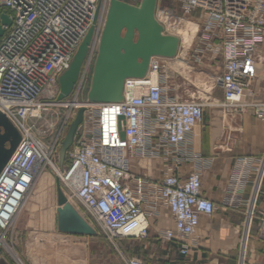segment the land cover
Masks as SVG:
<instances>
[{"label":"built area","instance_id":"obj_1","mask_svg":"<svg viewBox=\"0 0 264 264\" xmlns=\"http://www.w3.org/2000/svg\"><path fill=\"white\" fill-rule=\"evenodd\" d=\"M108 1L0 0V14L6 10L12 20L0 37V113L21 135L0 173V263L21 260L15 252L17 221L42 172L50 167L67 197L79 200L113 242L147 238L151 217L167 207L175 227L160 231L159 237L178 243L187 255L201 215L216 209L202 194L201 169L188 174L184 170L203 159L192 137L203 120L204 103L181 96L180 62L192 70L207 59L220 64L215 86L224 92L222 106H245L257 64L264 60V0H176L185 16H197L198 21L188 45L177 35L175 57H153L144 77L126 79L123 100L88 104L80 97L94 67L89 53L70 99L58 102L59 75L92 26L98 6L101 18ZM159 2L156 16L166 30L163 18L170 16L171 8ZM82 106L84 120L68 150V163L60 168L54 156L59 160L67 126ZM53 108L66 109L61 119ZM257 113L264 119V109ZM33 117L48 118L49 142L35 133ZM147 159L166 165L160 177L134 171V164ZM253 163L243 158L235 165L226 205L239 203L252 179ZM261 215L264 221V211ZM126 264L150 263L131 257Z\"/></svg>","mask_w":264,"mask_h":264},{"label":"crops","instance_id":"obj_2","mask_svg":"<svg viewBox=\"0 0 264 264\" xmlns=\"http://www.w3.org/2000/svg\"><path fill=\"white\" fill-rule=\"evenodd\" d=\"M165 1L180 9L176 0H160L159 6L170 7ZM207 64L214 66L212 59H207ZM251 91L245 97L247 104L240 109L229 110L222 106L224 92L214 81L205 92L206 98L202 99L203 120L196 125L192 141L194 150L203 159L198 164L187 165L184 170L188 174L197 167L201 169L202 194L214 201L216 209L211 215H201L191 252L182 254L178 243L159 237L160 231L175 227L170 210L161 207L151 217L147 238H127L143 245L145 251L138 252V258L150 264H264L261 215L264 211V119L257 113L258 109H264V60L257 64ZM243 158L254 161L253 176L240 194L239 203L228 206L225 200L230 179L235 165ZM165 168L166 165L157 159L134 164L136 173H147L154 178L160 177ZM90 242L89 236L78 240L77 250L86 249ZM70 261L72 264H95V260Z\"/></svg>","mask_w":264,"mask_h":264},{"label":"water","instance_id":"obj_3","mask_svg":"<svg viewBox=\"0 0 264 264\" xmlns=\"http://www.w3.org/2000/svg\"><path fill=\"white\" fill-rule=\"evenodd\" d=\"M158 0H141L134 5L124 0H110L106 21L99 41L86 103L118 102L123 100L125 81L144 77L151 59L156 56L175 57L180 38L165 32L156 16ZM100 15L98 6L93 24L79 45L69 66L59 75L60 92L57 101L68 99L73 93L84 63L90 53ZM7 11L0 14V37L4 25H11ZM85 107L77 110L69 125L59 151L64 166L68 150L73 146L77 131L84 120ZM122 136L125 134L122 132ZM21 140L16 126L0 113V173L11 159ZM57 227L65 234L95 236L96 228L79 212L57 181ZM3 264V263H2Z\"/></svg>","mask_w":264,"mask_h":264},{"label":"rangeland","instance_id":"obj_4","mask_svg":"<svg viewBox=\"0 0 264 264\" xmlns=\"http://www.w3.org/2000/svg\"><path fill=\"white\" fill-rule=\"evenodd\" d=\"M134 5H139L141 0H124ZM171 5L170 16L166 19V30L168 34L178 35V29L186 27L189 22L196 23L197 16L193 18L185 16L181 10L173 3L165 1ZM110 2L103 5V13L96 26V35L90 50V55L93 62L99 48V41L106 21L107 12ZM183 69L182 76L179 78V92L184 99L206 98L209 86L215 82L219 75L220 64L214 62V66L208 65L207 60L201 62L196 68L188 69L186 62H180ZM187 70H184L185 67ZM191 72H190V71ZM190 73H189V72ZM92 72V71H91ZM90 76L85 83L84 92L80 99L83 100L87 96V92L91 82ZM209 82V83H208ZM71 97V96H70ZM69 97V99H70ZM58 118H62L66 109L53 108ZM52 110L49 112V114ZM47 117L30 119V123L35 124V133L45 141L50 140L51 136H47ZM69 126H67L66 132ZM65 132V134H66ZM60 150V148H59ZM58 154L54 156L57 165L62 168ZM68 158H65V166L68 163ZM58 176L56 171L51 167L44 171L33 190L30 198L28 197L27 204L20 213L17 221V244L15 252L23 262V264H72L70 260H95V264H126V260L131 257H137L136 254L140 251H145L143 245L137 241L122 239L116 242L111 241L101 226L91 216L87 208L77 199H69L79 212L96 228L98 234L89 236L91 242L86 249L79 252L77 250L78 240H85L88 236L65 234L58 230L57 227V181ZM60 181V180H59ZM63 187V186H62ZM64 189V188H63ZM151 231V230H150ZM106 260V261H105ZM12 264H22L19 260H11Z\"/></svg>","mask_w":264,"mask_h":264},{"label":"bare ground","instance_id":"obj_5","mask_svg":"<svg viewBox=\"0 0 264 264\" xmlns=\"http://www.w3.org/2000/svg\"><path fill=\"white\" fill-rule=\"evenodd\" d=\"M196 28H197V25H196V23H194V22H189L188 24H187V26L186 27H181V28H179L178 29V32H179V34L182 36V38H183V43L184 44H186V45H188L189 43H190V41H191V39L193 38V36H194V34H195V31H196ZM185 67V66H184ZM181 69H183V67L181 68ZM184 70H187V68L185 67V69ZM189 72V71H188ZM190 73V72H189ZM44 171H46V170H44ZM43 171V172H44ZM42 172V173H43ZM29 197V196H28ZM27 200H28V198L26 199V201H25V204H24V206H23V208H22V210H21V213H22V211L24 210V208H25V206H26V204H27ZM249 222V221H248ZM249 225V224H248ZM246 231H247V229H246ZM247 233V232H246ZM245 249V248H244ZM21 261V260H20ZM21 263L23 264V262L21 261Z\"/></svg>","mask_w":264,"mask_h":264},{"label":"flooded vegetation","instance_id":"obj_6","mask_svg":"<svg viewBox=\"0 0 264 264\" xmlns=\"http://www.w3.org/2000/svg\"><path fill=\"white\" fill-rule=\"evenodd\" d=\"M0 264H2V263H0Z\"/></svg>","mask_w":264,"mask_h":264},{"label":"trees","instance_id":"obj_7","mask_svg":"<svg viewBox=\"0 0 264 264\" xmlns=\"http://www.w3.org/2000/svg\"><path fill=\"white\" fill-rule=\"evenodd\" d=\"M68 161V160H67Z\"/></svg>","mask_w":264,"mask_h":264}]
</instances>
